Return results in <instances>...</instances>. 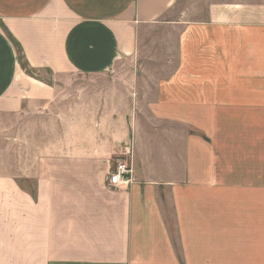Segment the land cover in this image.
<instances>
[{
	"label": "crops",
	"instance_id": "0c3cea01",
	"mask_svg": "<svg viewBox=\"0 0 264 264\" xmlns=\"http://www.w3.org/2000/svg\"><path fill=\"white\" fill-rule=\"evenodd\" d=\"M7 120L0 264H264V0H0Z\"/></svg>",
	"mask_w": 264,
	"mask_h": 264
},
{
	"label": "rangeland",
	"instance_id": "374dc122",
	"mask_svg": "<svg viewBox=\"0 0 264 264\" xmlns=\"http://www.w3.org/2000/svg\"><path fill=\"white\" fill-rule=\"evenodd\" d=\"M144 36L145 40L142 42V51L140 56L145 58L141 61V63H149L145 70L172 71L173 66H168V62L173 61V58L177 56V34L167 30H150L144 32ZM152 58H155L156 61L150 60ZM5 125H7V129L5 128ZM10 125L11 121L9 120L0 122V153L5 154V161L7 165L12 164L14 158L12 142L13 128L12 125L9 127ZM2 170L0 167L1 172Z\"/></svg>",
	"mask_w": 264,
	"mask_h": 264
},
{
	"label": "built area",
	"instance_id": "2783aa9c",
	"mask_svg": "<svg viewBox=\"0 0 264 264\" xmlns=\"http://www.w3.org/2000/svg\"><path fill=\"white\" fill-rule=\"evenodd\" d=\"M132 168L125 160L117 159L114 169L108 177V184L111 188H121L131 182Z\"/></svg>",
	"mask_w": 264,
	"mask_h": 264
}]
</instances>
